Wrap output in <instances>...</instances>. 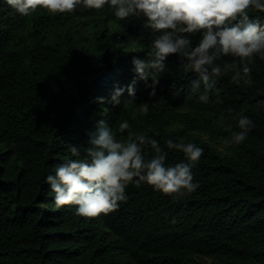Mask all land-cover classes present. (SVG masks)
<instances>
[{
    "label": "trees",
    "instance_id": "trees-1",
    "mask_svg": "<svg viewBox=\"0 0 264 264\" xmlns=\"http://www.w3.org/2000/svg\"><path fill=\"white\" fill-rule=\"evenodd\" d=\"M249 15L264 20V13ZM151 40L142 21H118L107 6L71 15L38 9L24 18L0 4V264H264V60L249 65L251 87L223 76L219 102L211 95L202 105L193 91L198 75L171 55L150 98L132 58L146 59ZM133 80L135 101L95 102ZM121 99H129L127 91ZM141 102L149 111L135 114ZM241 111L255 127L226 147L224 128L238 131L231 117ZM124 119L130 131L159 141L166 164L184 159L166 139L202 147L193 168L200 187L173 199L129 184L127 201L107 216L81 217L74 205L57 209L46 175L72 158L70 146L83 152L96 121L126 141L116 123Z\"/></svg>",
    "mask_w": 264,
    "mask_h": 264
},
{
    "label": "clouds",
    "instance_id": "clouds-1",
    "mask_svg": "<svg viewBox=\"0 0 264 264\" xmlns=\"http://www.w3.org/2000/svg\"><path fill=\"white\" fill-rule=\"evenodd\" d=\"M20 17H30L38 9L50 15L74 14L77 10H101L107 6L118 21L130 18L142 21L150 30L151 51L146 59L132 58L136 77L151 89L155 98L156 88L166 71L169 56L176 55L185 73H195L193 82L197 101L202 105L210 102L211 95L219 102L217 80L230 75L237 86L251 87L254 58L264 60V20L252 18L249 12L264 13V0H0ZM198 36L194 44L192 37ZM139 44V40L132 41ZM233 62H221L224 57ZM135 83L126 87L114 84L107 97H96L97 104H122L135 101ZM125 91L129 99L122 100ZM163 101V98H159ZM264 103V102H261ZM148 102L137 103L135 114H146ZM234 110H229L232 113ZM236 121L224 128L229 136L224 145L235 146L244 142L255 127L253 121L242 111L232 115ZM118 131L127 132L126 141L117 138L113 126L103 120L96 121L94 130L87 132V147L70 146L71 159L55 165L46 175L44 183L54 193L53 203L57 209L66 205L76 206V215L93 218L115 212L127 201L126 188L148 185L154 191L172 196H188L197 191L199 182L194 181L193 168L204 154V149L184 138L165 140L167 149L183 153L184 159L174 165L166 164L168 153L159 141L147 133L130 131L129 120H119ZM115 123V124H116ZM154 155L146 158L145 148Z\"/></svg>",
    "mask_w": 264,
    "mask_h": 264
}]
</instances>
